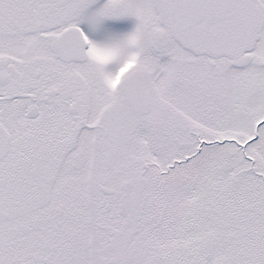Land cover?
<instances>
[{
	"label": "snow or ice",
	"instance_id": "obj_1",
	"mask_svg": "<svg viewBox=\"0 0 264 264\" xmlns=\"http://www.w3.org/2000/svg\"><path fill=\"white\" fill-rule=\"evenodd\" d=\"M0 264H264V0H0Z\"/></svg>",
	"mask_w": 264,
	"mask_h": 264
}]
</instances>
